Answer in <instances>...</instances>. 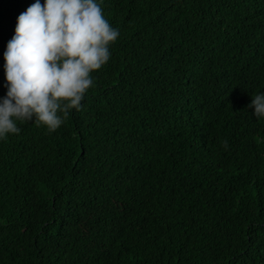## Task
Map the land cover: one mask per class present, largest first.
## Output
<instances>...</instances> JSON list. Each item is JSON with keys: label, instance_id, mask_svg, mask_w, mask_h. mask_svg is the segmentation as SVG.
I'll use <instances>...</instances> for the list:
<instances>
[{"label": "trees", "instance_id": "obj_1", "mask_svg": "<svg viewBox=\"0 0 264 264\" xmlns=\"http://www.w3.org/2000/svg\"><path fill=\"white\" fill-rule=\"evenodd\" d=\"M32 3L0 0V97ZM101 7L120 35L82 108L0 141V264H264V0Z\"/></svg>", "mask_w": 264, "mask_h": 264}, {"label": "clouds", "instance_id": "obj_2", "mask_svg": "<svg viewBox=\"0 0 264 264\" xmlns=\"http://www.w3.org/2000/svg\"><path fill=\"white\" fill-rule=\"evenodd\" d=\"M102 3L34 0L18 15L3 52L0 141L19 134L17 122L55 132L71 110L82 108L93 86L91 73L110 60V47L120 35L105 18ZM248 108L264 119V92L251 97Z\"/></svg>", "mask_w": 264, "mask_h": 264}]
</instances>
